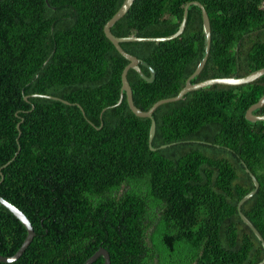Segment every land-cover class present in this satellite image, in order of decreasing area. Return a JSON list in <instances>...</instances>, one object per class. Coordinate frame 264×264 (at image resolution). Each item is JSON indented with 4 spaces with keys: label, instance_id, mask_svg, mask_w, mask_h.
Masks as SVG:
<instances>
[{
    "label": "trees",
    "instance_id": "obj_1",
    "mask_svg": "<svg viewBox=\"0 0 264 264\" xmlns=\"http://www.w3.org/2000/svg\"><path fill=\"white\" fill-rule=\"evenodd\" d=\"M192 1L205 6L212 29L192 83L264 68V0H136L112 32L169 37ZM123 2L0 0V194L36 232L20 259L0 264H84L100 248L111 264L260 263L264 247L238 204L255 189L247 166L260 188L242 211L264 238V121L246 118L264 95V76L160 106L152 150L151 119L136 116L126 95L112 107L129 61L104 26ZM122 47L156 70L153 83L128 74L136 106L147 111L177 96L205 56L202 11L190 6L177 39ZM26 236L0 204V255L13 256Z\"/></svg>",
    "mask_w": 264,
    "mask_h": 264
},
{
    "label": "water",
    "instance_id": "obj_2",
    "mask_svg": "<svg viewBox=\"0 0 264 264\" xmlns=\"http://www.w3.org/2000/svg\"><path fill=\"white\" fill-rule=\"evenodd\" d=\"M136 0H124L122 6L119 8V10L114 14V16L105 24L104 26V33L106 37L113 43V45L116 47L118 52L125 57L128 61L129 64L124 68L123 73H122V93L120 100L117 102L112 107H116L122 104L125 95L127 97V102L132 110V112L141 118H149L151 119V129H150V140H149V145L152 150H157L158 148L153 147V141L156 136V131H157V123L154 117V114L156 110L167 103H173L182 100L188 93L192 91H197L199 89H203L209 86H214V85H226V86H241L244 84H249L252 83L258 79H260L262 76H264V68L259 69L257 71L252 72L251 74L245 76V77H224V78H213V79H207L205 81L199 82V83H192V80L195 79L197 76L201 74L203 69L205 68L209 55H210V50H211V45H212V29H211V22H210V17L209 14L205 8V6L199 2V1H192L190 2L186 7L184 11V16L182 23L178 29L177 32L172 34L169 37H138V36H129V37H118L114 35L112 32L113 26L120 21L132 8L133 4L135 3ZM192 5L198 6L203 15V27H204V33L206 35V47H205V56L203 57L202 61L198 65L196 71L193 73V75L188 79L186 86L180 91V93L171 98L163 99L158 102H156L149 110L144 111L140 108H138L135 104L134 101V95H133V89L130 84V81L128 79V74L130 70H135L140 74V76L147 81L148 83H153L156 79V70L149 65L147 62L140 60L138 57L131 55L128 53L124 48L122 47L123 43H129V42H165V41H170L177 39L180 37L187 26L188 23V12L189 8ZM142 66L147 67L150 70L151 76H147L144 71L142 70ZM31 96H26L25 100L29 102ZM33 97H45L57 101H62L63 103L67 105H72L69 101L63 100L59 97H54V96H49V95H40V94H35ZM83 113L85 114L84 109L82 106L78 105ZM264 107V95L261 97V99L253 104L247 111L246 113V118L250 122H257V121H264V115H257L255 114V111L261 109ZM108 108H105L103 112H105ZM23 121V120H22ZM21 123L18 124V130H19V137L21 136ZM171 145H163L160 148H167ZM18 155V153L16 154ZM15 159V158H14ZM245 164V163H244ZM6 166V165H5ZM4 166V167H5ZM246 166V164H245ZM246 171L249 173L251 179L254 182L255 189L250 192L248 195H246L238 204V210L240 213V216L242 220L252 229V231L255 233L257 238L261 241L263 247H264V238L262 234L259 232V230L254 226V224L244 215L242 208L244 204L251 199L259 190L260 188V183L257 179V177L251 172V170L246 166ZM0 174L2 176L0 184L4 180V175L2 171L0 170ZM0 204H2L4 207H6L26 228L27 230V236L26 239L24 240L22 246L20 249L13 255V256H4L0 255V262L2 263H12L20 259L23 254L26 252V250L29 248V246L32 244L36 232L35 229L30 221V219L27 217V215L16 205L12 204L8 200H6L4 197L1 196L0 194ZM100 257L104 258V264H111V256L110 253L104 249L100 248L93 256H91L84 264H94L97 259ZM258 264H264V259Z\"/></svg>",
    "mask_w": 264,
    "mask_h": 264
}]
</instances>
